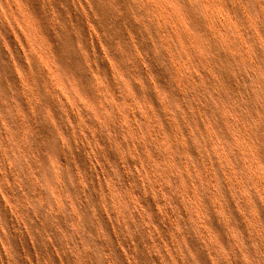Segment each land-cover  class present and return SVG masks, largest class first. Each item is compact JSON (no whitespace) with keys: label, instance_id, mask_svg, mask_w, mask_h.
I'll return each instance as SVG.
<instances>
[{"label":"rangeland","instance_id":"374dc122","mask_svg":"<svg viewBox=\"0 0 264 264\" xmlns=\"http://www.w3.org/2000/svg\"><path fill=\"white\" fill-rule=\"evenodd\" d=\"M0 264H264V0H0Z\"/></svg>","mask_w":264,"mask_h":264}]
</instances>
